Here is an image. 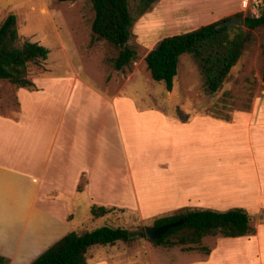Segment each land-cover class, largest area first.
Returning <instances> with one entry per match:
<instances>
[{"label":"crops","instance_id":"obj_1","mask_svg":"<svg viewBox=\"0 0 264 264\" xmlns=\"http://www.w3.org/2000/svg\"><path fill=\"white\" fill-rule=\"evenodd\" d=\"M34 1L44 5L43 0H0V11ZM243 1L224 12L239 8L244 12ZM159 40L154 39L148 51ZM31 81L36 90L12 85L16 114H0V256L8 259L9 264H30L58 239L75 231L81 225L75 222L81 207L87 212L91 206L139 207V191L131 166L126 178L127 183L130 179V186L126 189L115 185L121 171L112 162L103 135L107 115L119 130L123 122L131 123V118L123 115H133L135 121L138 115L150 116L149 122L164 128L167 150L162 152L161 163L154 162L157 177L140 183V190L145 189L142 198L147 211L153 209V199L155 206L162 205L160 209L168 211L197 206L194 195H184V179L180 182L177 170L179 160L185 156V136L194 130L211 138L210 128L221 129L226 137L225 172L214 174L211 179L212 183L220 180L217 185L225 189L212 194L221 196L213 200L225 204V210H245L251 223L260 215L263 218L254 224L255 235L230 240L226 246L220 241L208 255L194 259L197 263H185L264 264L263 251L256 249L252 263L248 256L250 248L264 245V95H257L250 106L232 111L228 121L201 117L203 113L184 120L180 110L139 111L125 107L117 99L109 101L105 93L77 76L45 75ZM216 139L211 138V143ZM158 178L167 187L160 192L150 190V186L157 185ZM212 183L211 186H217ZM107 193L116 200H105ZM87 264L108 263L98 257Z\"/></svg>","mask_w":264,"mask_h":264},{"label":"rangeland","instance_id":"obj_2","mask_svg":"<svg viewBox=\"0 0 264 264\" xmlns=\"http://www.w3.org/2000/svg\"><path fill=\"white\" fill-rule=\"evenodd\" d=\"M43 2L44 5L34 1L27 6L0 11V23L9 14L16 16L17 47L25 41L36 42L49 51L41 66L29 65L30 80L45 75L77 76L80 80L87 81L91 87L105 93L109 101L117 99L125 107H135L139 111L155 108L169 112L180 110V116H186L187 119L203 113L201 117L207 115L228 121L232 111L244 109L252 104L257 95H264V28L253 31V41L246 46L221 89L214 94L204 92L199 70L189 54H183L179 59L171 92L166 91L162 82L152 81L144 61L149 52L148 46L154 39L184 33L237 13L244 14L240 8L234 12H224L228 7L239 5L240 0H158L142 15L138 11L139 0H128V9L133 19L128 45L135 51V58L122 70H116L111 62L117 56V50L104 40L94 39L92 35L94 12L88 0ZM262 4L264 8V0ZM220 13L223 14L216 17ZM16 112L15 89L12 84L0 80V114L15 115ZM122 117L131 118V123L123 122L119 130L107 115L103 135L112 162L121 171L115 185L126 189L130 186V179L127 183L126 178L130 176L131 166L139 191L140 205L137 209H131V206L111 207V211L100 218H92L90 212L81 207L75 219V222L81 223L74 228L77 233L103 226L123 228L128 232H143L144 226L152 225L153 218L174 212L160 209L162 205L155 206L152 196L150 200L153 209L147 211L146 201L142 198L145 189L140 190L141 182L149 180V183L157 177L153 170L154 162L157 160L159 162L156 163H161L162 152L167 150L163 143L164 128L149 122L147 119H151L150 116L138 115L136 121L133 115ZM209 131L212 132V139L217 137V142L211 143L210 136L194 133V130L185 136V156L179 160L178 175L180 182L184 179V195H194L192 198L198 203L191 208L227 211L225 204H216L213 200L221 196L212 195L222 192L225 187L217 185L220 180L213 182L217 186L210 184L214 174L218 176L225 172L226 137L221 129L210 128ZM83 182L84 180L80 186ZM164 186L166 185L158 178L157 185L154 188L150 186V190L160 192L165 189ZM104 199L116 200L113 194L108 193ZM262 218V215L258 216L252 225L255 226ZM234 239L236 238H225L219 234L210 235L204 237L198 247L204 246L210 251L220 241L226 246ZM256 249L263 251L264 263V245L257 248L255 245L249 249V263L257 255ZM201 254L205 255V252L200 249L184 251L180 246H155L142 234L128 243L93 246L86 257L90 263L99 257L108 264H186L187 261L196 262Z\"/></svg>","mask_w":264,"mask_h":264},{"label":"trees","instance_id":"obj_3","mask_svg":"<svg viewBox=\"0 0 264 264\" xmlns=\"http://www.w3.org/2000/svg\"><path fill=\"white\" fill-rule=\"evenodd\" d=\"M88 1L94 12L92 35L94 39L104 40L117 50V56L111 62L116 70H122L135 58V51L128 45L133 24L128 0ZM157 1L139 0V14L145 13ZM259 12L261 13L257 17L250 12L237 13L193 30L162 38L144 58L152 81L162 82L166 91L171 92L179 58L183 54H189L199 70L204 92L216 93L246 46L253 41V31L264 28V8L261 7ZM231 18H242L244 27L227 26L225 23ZM17 41L16 16L9 14L0 23V80L18 88L36 90L28 78V67L41 66L49 51L36 42L25 41L17 47ZM185 118L186 116L184 120ZM110 211L111 209L103 206L90 207L93 218L103 217ZM250 219L249 214L239 208L217 211L183 207L168 215L153 218L152 227L178 221L182 223L168 230L161 238L150 242L155 246L168 248L180 246L184 251L200 249L208 255L207 248L198 247L204 237L217 234L225 238L253 236L256 228ZM116 242H131L126 229L103 226L82 233L71 231L49 246L30 264H87L86 256L91 247L113 245ZM0 264H9V260L0 256Z\"/></svg>","mask_w":264,"mask_h":264},{"label":"water","instance_id":"obj_4","mask_svg":"<svg viewBox=\"0 0 264 264\" xmlns=\"http://www.w3.org/2000/svg\"><path fill=\"white\" fill-rule=\"evenodd\" d=\"M227 26L229 25H235L238 27H244V20L242 18H231L226 21L225 23ZM122 48V46H121ZM182 221H178L172 224H168L165 226H160V227H152V226H144L143 227V232H128V239L132 240L137 237H141L142 234H144L145 238L147 241H152L161 238L163 234H165L168 230L180 225Z\"/></svg>","mask_w":264,"mask_h":264},{"label":"built area","instance_id":"obj_5","mask_svg":"<svg viewBox=\"0 0 264 264\" xmlns=\"http://www.w3.org/2000/svg\"><path fill=\"white\" fill-rule=\"evenodd\" d=\"M263 6L262 0H244L243 7L244 12H250L253 16L257 17L260 8Z\"/></svg>","mask_w":264,"mask_h":264},{"label":"bare ground","instance_id":"obj_6","mask_svg":"<svg viewBox=\"0 0 264 264\" xmlns=\"http://www.w3.org/2000/svg\"><path fill=\"white\" fill-rule=\"evenodd\" d=\"M224 171H225V170H224ZM224 171H223V172H224ZM220 173H221V171H220Z\"/></svg>","mask_w":264,"mask_h":264}]
</instances>
